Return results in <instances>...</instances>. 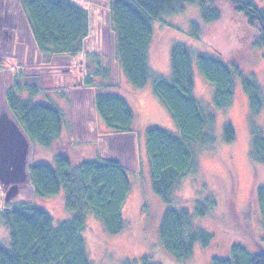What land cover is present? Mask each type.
Masks as SVG:
<instances>
[{
  "label": "trees",
  "instance_id": "16d2710c",
  "mask_svg": "<svg viewBox=\"0 0 264 264\" xmlns=\"http://www.w3.org/2000/svg\"><path fill=\"white\" fill-rule=\"evenodd\" d=\"M222 1L107 0L114 60L124 81L134 90L148 85L168 112L173 128L158 123L139 125L136 111L118 87L106 83L109 68L96 54L93 73L85 75L80 84L93 91V108L104 123L103 130L143 132L151 192L165 205L158 224L160 243L165 254L179 263L192 255L197 244L206 246L213 238L194 220L215 207L214 199H195L192 212L173 204L182 179L197 170V147L215 141L216 118L194 95V58L197 69L213 88L216 109H225L232 103L238 80L248 105L247 159L253 168L264 165V126L258 122L264 113V91L254 73L244 72L234 62L227 63L217 50L194 55L178 42L169 49L168 76L152 72L148 64L154 22L182 11L185 3L196 4L198 19L190 22L187 34L200 40L203 24L220 18L218 4ZM226 1L247 25L256 29L254 45L264 46V7L250 0ZM19 4L36 49L48 61L82 52L90 30L85 6L75 0H19ZM25 78L21 69L15 71L13 84L4 90L7 108L31 142L32 157L42 151L51 153V158L28 164V182L34 197L59 199L67 218L54 224L46 210L30 202L0 209V226L8 235L6 243L0 242V264H91L82 234L88 217L99 221L106 233L120 234L124 228L122 207L131 179L115 160L89 158L73 164L62 141L65 121L61 108L51 104L53 100L38 99L43 96L39 86ZM95 79L99 85L93 84ZM235 136L233 126L224 123L223 141L232 144ZM252 196L264 227V184L254 187ZM141 261L152 264L147 256ZM211 264H264V251L253 253L233 243L228 257H212Z\"/></svg>",
  "mask_w": 264,
  "mask_h": 264
},
{
  "label": "rangeland",
  "instance_id": "374dc122",
  "mask_svg": "<svg viewBox=\"0 0 264 264\" xmlns=\"http://www.w3.org/2000/svg\"><path fill=\"white\" fill-rule=\"evenodd\" d=\"M75 1L89 11L90 30L83 50L75 57L57 56L48 61L44 55L33 59L37 51L19 0H0V65L3 66L0 72V209L30 202L46 210L54 224L67 218L59 199L34 197L27 180L26 166L33 155V146L9 112L4 98V90L13 84L14 73L20 67L27 78L24 81L37 83L40 94L60 106L65 118L62 141L66 150L73 151L74 159L78 162L88 157L115 160L131 179V189L122 207L124 228L120 234L106 233L99 221L88 217L82 234L91 264H142L144 256L152 264H211L212 257H228L233 243L253 253L264 251V227L252 196L253 188L264 184V165L253 168L247 159L248 105L238 80L232 103L225 109H216L212 102L213 88L197 69L194 58V95L216 118L215 141L212 145L197 147V170L182 179L173 204L192 212L195 199H214L215 207L194 220L196 226L211 232L213 238L206 246L197 244L192 255L179 263L165 254L160 243L158 224L165 205L151 192L143 132L113 133L105 129L101 133L103 122L93 108V91L80 87L81 79L93 73L94 59L98 56L109 68L106 83L114 88L118 85L128 95L139 125L165 126L168 115L147 88L134 90L123 80L114 60L107 0ZM250 1L264 7V0ZM221 3L218 4L220 18L203 24L200 40H193L187 34L190 22L198 19L196 4L185 3L182 11L166 14L154 22L148 56L151 69L169 75V49L172 43L178 42L194 55L219 51L227 63L234 62L244 72L254 73L264 91V46L254 45L256 29L247 25L229 2ZM73 82L77 85H72ZM93 84L100 83L95 79ZM226 122L235 131L232 144H226L222 138V126ZM258 122L264 126L263 112ZM7 237L0 226V242L6 243Z\"/></svg>",
  "mask_w": 264,
  "mask_h": 264
},
{
  "label": "crops",
  "instance_id": "0c3cea01",
  "mask_svg": "<svg viewBox=\"0 0 264 264\" xmlns=\"http://www.w3.org/2000/svg\"><path fill=\"white\" fill-rule=\"evenodd\" d=\"M36 47V46H35ZM36 51H37V53L36 54H34L33 55V59L35 58V56L36 55H41L39 52H38V50L36 49ZM14 60H16L15 58H14ZM148 64H149V67H150V70L152 71V72H154V73H158V71H155V70H153V69H151V66H150V60H148ZM2 65H0V72H2ZM18 67V66H17ZM19 69H21L20 67H19ZM22 71V70H21ZM169 74H170V72H169ZM22 75L23 76H26L24 73H23V71H22ZM165 76H168L167 74L165 75ZM122 78H123V76H122ZM123 80H124V78H123ZM10 87V86H9ZM117 87H118V85H117ZM116 87V88H117ZM145 88H147V90L149 91V94L151 93V96H152V92H151V90H150V88H149V86L147 85ZM119 89V88H118ZM127 89H129V87L127 88ZM73 90H75V89H73ZM120 90V89H119ZM121 91V90H120ZM125 91H127V90H125ZM128 92V91H127ZM121 93H122V95L126 98V100L128 101V102H131L130 101V98H128V95H126V94H124L122 91H121ZM153 99H154V97H152ZM38 99H40V100H47V99H49V97H47V96H45V95H43V96H39L38 97ZM155 100V99H154ZM47 102H48V100H47ZM157 102V101H156ZM51 104H53V105H56V106H58L59 108H60V106L57 104V102H55V101H53ZM160 104V103H159ZM160 106H161V109L168 115V119H169V121H168V124H167V126H172V127H174V124H173V122H172V120H171V118H170V116H169V114H168V112L166 111V109L162 106V104H160ZM10 112V111H9ZM16 121V120H15ZM64 121H65V118H64ZM104 126V123L103 124H101V128L100 129H102L103 130V128L105 127H103ZM64 128H65V126H64ZM25 136V135H24ZM26 137V136H25ZM27 139V138H26ZM28 140V139H27ZM30 142V141H29ZM31 143V142H30ZM67 152H68V154H69V156H70V158H71V161H72V163L74 164V163H76V162H78L77 161V159H74V156H73V151L72 150H68L67 149ZM45 157H47V158H51V153H49V152H45V151H42V152H40L39 154H37L35 157H32L31 155H30V157L28 158V164L33 160V161H38V160H43ZM88 158H92V157H88ZM27 167V166H26ZM26 173H27V170H26ZM27 176V175H26ZM28 177V176H27ZM27 180H28V178H27Z\"/></svg>",
  "mask_w": 264,
  "mask_h": 264
}]
</instances>
